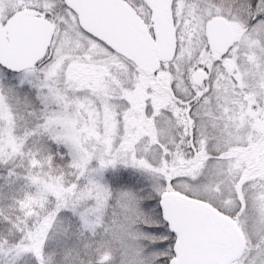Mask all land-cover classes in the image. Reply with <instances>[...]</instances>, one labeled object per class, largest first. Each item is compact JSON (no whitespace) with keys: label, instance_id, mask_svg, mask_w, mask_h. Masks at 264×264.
I'll return each instance as SVG.
<instances>
[{"label":"snow or ice","instance_id":"obj_1","mask_svg":"<svg viewBox=\"0 0 264 264\" xmlns=\"http://www.w3.org/2000/svg\"><path fill=\"white\" fill-rule=\"evenodd\" d=\"M0 264H264V0H0Z\"/></svg>","mask_w":264,"mask_h":264}]
</instances>
